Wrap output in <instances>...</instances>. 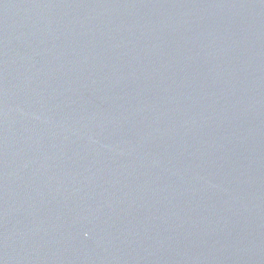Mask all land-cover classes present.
I'll return each mask as SVG.
<instances>
[{
	"label": "water",
	"instance_id": "water-1",
	"mask_svg": "<svg viewBox=\"0 0 264 264\" xmlns=\"http://www.w3.org/2000/svg\"><path fill=\"white\" fill-rule=\"evenodd\" d=\"M0 264H264V0H0Z\"/></svg>",
	"mask_w": 264,
	"mask_h": 264
}]
</instances>
